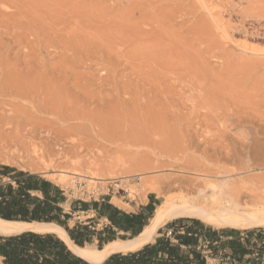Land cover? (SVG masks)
Segmentation results:
<instances>
[{"label": "rangeland", "instance_id": "obj_1", "mask_svg": "<svg viewBox=\"0 0 264 264\" xmlns=\"http://www.w3.org/2000/svg\"><path fill=\"white\" fill-rule=\"evenodd\" d=\"M0 164L59 186L69 227L95 231L108 220L78 202L156 208L163 198L133 189L143 178L258 190L264 0H0ZM187 219L242 230L180 217L155 240L173 243Z\"/></svg>", "mask_w": 264, "mask_h": 264}, {"label": "trees", "instance_id": "obj_2", "mask_svg": "<svg viewBox=\"0 0 264 264\" xmlns=\"http://www.w3.org/2000/svg\"><path fill=\"white\" fill-rule=\"evenodd\" d=\"M62 190L43 176L0 164V217L7 220L55 222L63 226L71 239L85 245L94 234L98 235L100 247L117 238L137 236L149 223L155 207L149 203L138 212H126L110 203L107 196L98 201H79V209L93 210L98 218L108 220L100 231L91 230L88 224L69 227L67 215L60 204ZM77 207H75V210ZM64 217V218H63ZM175 224V222H174ZM158 246L145 244L127 253L115 252L100 264H185L183 256L177 255L175 244L158 240ZM158 251L168 256L160 259ZM0 264H93L74 254L67 244L54 232L23 231L13 235L0 234Z\"/></svg>", "mask_w": 264, "mask_h": 264}, {"label": "bare ground", "instance_id": "obj_3", "mask_svg": "<svg viewBox=\"0 0 264 264\" xmlns=\"http://www.w3.org/2000/svg\"><path fill=\"white\" fill-rule=\"evenodd\" d=\"M250 166L253 165L249 164V167ZM65 175H70V178L67 179L68 182L70 180L74 181V178L78 179L81 176L78 173H69L64 170L61 171V174L58 176L65 178ZM138 175L141 176V174ZM143 176L140 177V179L143 178ZM90 178V180H92L91 184H93L96 181V177L91 176ZM146 179L143 178L142 181L137 184L139 187L133 185L136 187L134 188L132 185L131 186L137 191L150 189L158 198L163 199L155 208L152 217L149 219V223L143 227L137 236L127 239L115 238L106 242L102 247L96 246L92 243L81 246L76 244L71 239L70 235L63 226L55 222L7 220L1 217L0 234L13 235L23 231H35L42 233L54 232L65 241L67 246L75 254L93 264H100L112 253H127L138 250L145 244L155 239L154 237L158 234L160 228H162L165 224L180 217H195L208 226H216L220 228L230 227L248 229L264 227V185L259 187L257 186L258 183L251 182V186L258 188L257 190L245 187L246 185L242 187H234L231 185L232 183L230 180L224 178H222L223 180L220 179V181L208 179L204 181L202 180L200 181L201 184H196L198 181L192 180L191 182L189 181L190 179H187L179 182V189L177 187L179 193H174L171 189L165 191L160 187H156L155 185L157 183L154 185L155 181L153 184L151 183L152 185H150ZM245 182H248V180ZM166 186L169 188L171 187L170 185ZM169 191L173 193H170Z\"/></svg>", "mask_w": 264, "mask_h": 264}, {"label": "built area", "instance_id": "obj_4", "mask_svg": "<svg viewBox=\"0 0 264 264\" xmlns=\"http://www.w3.org/2000/svg\"><path fill=\"white\" fill-rule=\"evenodd\" d=\"M173 232L176 236L173 244H185L183 247L195 250L198 264H264V227L235 230L225 234L218 230L205 229L198 220L187 219L181 224H174L168 234ZM214 233L233 241L235 244L232 249L238 247L239 256H233L226 248L227 245H218V241L213 240ZM212 245L217 246L216 250Z\"/></svg>", "mask_w": 264, "mask_h": 264}, {"label": "crops", "instance_id": "obj_5", "mask_svg": "<svg viewBox=\"0 0 264 264\" xmlns=\"http://www.w3.org/2000/svg\"><path fill=\"white\" fill-rule=\"evenodd\" d=\"M109 199V198H108ZM109 201H110V199H109ZM110 203H113L112 201H110ZM114 204V203H113ZM115 205V204H114ZM117 206V205H116ZM120 208V207H119ZM32 222V221H31ZM203 223V222H202ZM204 224V223H203ZM206 225V224H205ZM208 226V225H207ZM210 227H215V228H218V227H216V226H210ZM161 229V228H160ZM160 231V230H159ZM35 232V231H34ZM40 233H42V232H40ZM44 233H46V232H44ZM157 235H159V232H158V234ZM156 235V236H157ZM155 236V237H156ZM154 237V238H155ZM63 240V239H62ZM213 240L214 241H218V245H220V246H223V247H226L225 245H227V249L229 250V252L233 255V256H239V254H240V252L238 251V247H234L233 249H232V246H234V242L233 241H229L228 240V237H224V236H222V235H219V234H216V233H214V235H213ZM64 241V240H63ZM65 242V241H64ZM106 243V242H105ZM104 243V244H105ZM152 246H155V247H157L158 246V243H157V240H155V239H153L151 242H149ZM103 244V245H104ZM148 244V243H147ZM179 249H177V255H179V256H183V258L185 259V264H198L199 263V261H198V259H196V257H197V252L195 251V250H193V249H189V248H186V247H183L181 244H175ZM180 245L183 247H180ZM213 247H214V245H212ZM143 247V246H142ZM141 247V248H142ZM69 248V247H68ZM216 248H217V246H215L214 247V249L216 250ZM70 249V248H69ZM140 249V248H139ZM71 250V249H70ZM72 251V250H71ZM73 252V251H72ZM74 253V252H73ZM75 254V253H74ZM77 255V254H76ZM79 256V255H78ZM155 256H157L159 259L161 258V257H167L168 255L166 254V253H163V252H161V251H158L157 253H156V255ZM191 256H193L194 258H191ZM81 257V256H80ZM84 259V258H83ZM86 260V259H85ZM91 263V262H90Z\"/></svg>", "mask_w": 264, "mask_h": 264}]
</instances>
